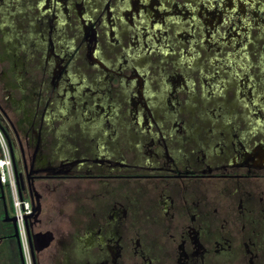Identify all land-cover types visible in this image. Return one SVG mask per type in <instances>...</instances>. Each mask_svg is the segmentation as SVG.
I'll list each match as a JSON object with an SVG mask.
<instances>
[{
	"label": "flooded vegetation",
	"instance_id": "flooded-vegetation-1",
	"mask_svg": "<svg viewBox=\"0 0 264 264\" xmlns=\"http://www.w3.org/2000/svg\"><path fill=\"white\" fill-rule=\"evenodd\" d=\"M247 4L0 0L36 94L18 121L0 100V128L55 239L37 264H264V8ZM237 22L248 38L211 39Z\"/></svg>",
	"mask_w": 264,
	"mask_h": 264
},
{
	"label": "rangeland",
	"instance_id": "rangeland-1",
	"mask_svg": "<svg viewBox=\"0 0 264 264\" xmlns=\"http://www.w3.org/2000/svg\"><path fill=\"white\" fill-rule=\"evenodd\" d=\"M247 2H248L247 6L249 8H251V6L253 7L256 6L259 8L260 4H262L264 8V0H247ZM16 3H14L15 5L14 4L12 5L11 7L12 11L15 10V8L18 10L22 7V5L16 4ZM155 7L157 6L153 5V8ZM1 22L3 21L0 20V23ZM148 23L150 26H152L150 28H152V32H154V34L156 35L154 42L159 44V46H162L163 41H161L160 36H158L160 35V33H158V31L156 30L157 28L156 24H154V21H150V22L148 21ZM252 27L253 26L249 25L248 30L245 31V29H243L242 27V24L237 22L236 24H232V27L230 26L228 27L230 32H227V34L224 33L226 32V30L221 31L219 32L218 36L213 35L211 39H216V40L219 39L222 41H228L230 43L232 41L237 40L240 37L241 39L242 38L245 39V36H247L248 38L249 30ZM19 32L23 33L24 31L19 30ZM13 33L15 32L5 27H2L0 29V39H1L0 53L5 54L8 58V60L5 59L4 61L0 63V72L2 70L6 72L5 75H4V72L0 73V77L2 75L5 76V77L2 76L0 78V85H2L3 88L5 87L6 89V90L4 89L3 91L0 90V100L2 101L3 104L6 105L5 107L8 110V114L12 117V119H14L15 121H18L21 119H25V117L27 118L30 117L31 110L33 109L32 100L34 96H36V94L32 92L31 90H29V83H27V75L26 74L22 75L23 74L21 73L22 67L20 66L18 57H15V56L23 54L22 48H19V46H17L14 49H11L8 47V44L11 45V42H10L11 39H14ZM201 43H202V38H201ZM186 44L188 43L186 42ZM212 47L209 49L208 53L205 51L206 54L207 55L209 54L210 57L212 56L214 58L219 57L220 56L219 54L221 53H217V51H214L215 48L212 49ZM246 48H251V45L246 46ZM241 49L242 48H240V50ZM192 52L193 51L189 52L190 55L189 53L188 54L186 53L181 58H183L184 61L188 60L189 57L192 58L193 56L191 55ZM223 55L224 54L222 53L221 56ZM242 55H245V53H242ZM13 84L17 88H11L10 85H13ZM60 88L64 89V91L67 94H71L76 91L77 85L74 84L72 80H65L61 83ZM61 92L63 91L61 90ZM58 98H61V97H58ZM26 124L27 123L23 120V122L21 123V127L25 128ZM0 133H1V136L4 138L7 150L9 151L8 142L1 128H0ZM0 156H1V152H0ZM5 188H6V192H8L6 186ZM2 214H3L2 203H0V264H20L16 240L10 235L12 228L8 222H2L1 220Z\"/></svg>",
	"mask_w": 264,
	"mask_h": 264
},
{
	"label": "built area",
	"instance_id": "built-area-1",
	"mask_svg": "<svg viewBox=\"0 0 264 264\" xmlns=\"http://www.w3.org/2000/svg\"><path fill=\"white\" fill-rule=\"evenodd\" d=\"M0 182L7 187L10 197V213L16 219L18 233L23 246L25 264H32L28 248L25 230L24 216L32 213V205L28 198H20L16 187L14 173L10 161L9 151L7 150L5 140L0 133ZM7 155V157H6ZM8 158V162H6Z\"/></svg>",
	"mask_w": 264,
	"mask_h": 264
},
{
	"label": "water",
	"instance_id": "water-1",
	"mask_svg": "<svg viewBox=\"0 0 264 264\" xmlns=\"http://www.w3.org/2000/svg\"><path fill=\"white\" fill-rule=\"evenodd\" d=\"M10 143V142H9ZM0 186H1V182H0ZM2 197H3V193H2ZM19 197L22 199L23 195L20 192L19 193ZM30 198H31V202H32V213L25 215L24 216V220H25V229H26V235L29 239L28 243V248H29V252H30V256L32 259V264H37L36 260H35V252H34V247L33 244H37V249H43V248H48L53 246V244L55 243V239L54 236L50 233H34L33 232V221H30V218L35 219L37 217V215L39 214L40 211V206H39V202L38 200L36 201L33 198V194H30ZM3 222H10L11 224V228H12V233L11 236L16 240L17 243V247H18V253H19V260H20V264H25L24 261V254H23V246H22V242H21V238L20 235L18 233V228H17V224H16V219L14 216L9 215L7 208L4 205V211H3ZM37 238L36 239H32V238ZM44 241H42V240Z\"/></svg>",
	"mask_w": 264,
	"mask_h": 264
},
{
	"label": "crops",
	"instance_id": "crops-1",
	"mask_svg": "<svg viewBox=\"0 0 264 264\" xmlns=\"http://www.w3.org/2000/svg\"><path fill=\"white\" fill-rule=\"evenodd\" d=\"M63 212H64V211H63ZM66 212H67V211H66ZM70 219H71V218H69V221H70ZM65 224H66V225H65L66 228L70 231V234H71V233H72V232H71V226H72L71 221H70V222H67V223L65 222Z\"/></svg>",
	"mask_w": 264,
	"mask_h": 264
},
{
	"label": "bare ground",
	"instance_id": "bare-ground-1",
	"mask_svg": "<svg viewBox=\"0 0 264 264\" xmlns=\"http://www.w3.org/2000/svg\"><path fill=\"white\" fill-rule=\"evenodd\" d=\"M6 157H7V155H6ZM6 162H8V158H6Z\"/></svg>",
	"mask_w": 264,
	"mask_h": 264
}]
</instances>
